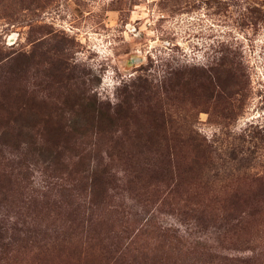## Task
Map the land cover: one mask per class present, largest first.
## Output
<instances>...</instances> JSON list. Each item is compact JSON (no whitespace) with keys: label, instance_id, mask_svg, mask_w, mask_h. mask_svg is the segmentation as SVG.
<instances>
[{"label":"rangeland","instance_id":"rangeland-1","mask_svg":"<svg viewBox=\"0 0 264 264\" xmlns=\"http://www.w3.org/2000/svg\"><path fill=\"white\" fill-rule=\"evenodd\" d=\"M0 264H264V0H0Z\"/></svg>","mask_w":264,"mask_h":264},{"label":"trees","instance_id":"trees-1","mask_svg":"<svg viewBox=\"0 0 264 264\" xmlns=\"http://www.w3.org/2000/svg\"><path fill=\"white\" fill-rule=\"evenodd\" d=\"M192 151L199 157L202 161H205L209 157L210 146L204 142V139L200 138L198 134L193 133V135L187 136ZM243 263V262H242Z\"/></svg>","mask_w":264,"mask_h":264}]
</instances>
